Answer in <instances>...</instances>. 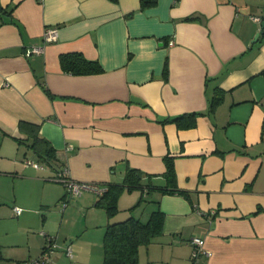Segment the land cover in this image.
<instances>
[{
    "label": "crops",
    "instance_id": "1",
    "mask_svg": "<svg viewBox=\"0 0 264 264\" xmlns=\"http://www.w3.org/2000/svg\"><path fill=\"white\" fill-rule=\"evenodd\" d=\"M1 21L0 167L11 168L0 177L28 170L32 187L14 201L21 213L10 209L23 227L0 234V264H42L48 237V264H104L107 214L94 193L68 199L52 179L63 167L103 187L137 169L152 185L147 207L158 202L163 233L139 264H190L192 238L211 252L202 264H264V0H158L145 11L139 0H0ZM32 47L41 51L27 56ZM71 52L103 72L64 73L59 56ZM191 113H202L193 127L163 122ZM23 121L54 148L51 165L29 148ZM22 145L49 171L23 164ZM167 156L189 199L155 190Z\"/></svg>",
    "mask_w": 264,
    "mask_h": 264
},
{
    "label": "trees",
    "instance_id": "2",
    "mask_svg": "<svg viewBox=\"0 0 264 264\" xmlns=\"http://www.w3.org/2000/svg\"><path fill=\"white\" fill-rule=\"evenodd\" d=\"M117 2V0H109ZM158 0H139V10L145 11L157 4ZM133 12L127 17H131ZM197 16H188L184 21L195 20ZM4 21L0 22V25ZM61 70L69 75H91L103 72V68L96 60L85 58L79 52L61 54L59 56ZM163 74L167 78V67L164 66ZM219 100L215 98L211 102L210 108H214ZM209 108V109H210ZM202 113H191L179 115L165 119L163 122L175 123L179 128L193 127L195 118ZM19 130L30 140L29 148L46 164L51 165L55 160V150L49 142L38 134V126L27 122L19 123ZM21 143V141H19ZM165 171L162 177L165 185L156 188L160 195H181L189 199V194L180 190L176 185V173L172 157H165ZM58 169V168H57ZM56 169V170H57ZM150 179V177H148ZM105 191L97 196L95 205L105 210L109 219L103 237V262L104 264H139V249L147 247L151 242L162 235L165 215L157 208L152 210L146 221L134 217L131 212L142 206L143 203H151L147 198L151 191V186L142 181V173L137 169H128L125 172L121 183H108L104 185ZM141 189L142 196L128 209L129 216L120 221L112 219L120 212L118 200L123 192H131L134 189ZM3 259L0 247V260Z\"/></svg>",
    "mask_w": 264,
    "mask_h": 264
},
{
    "label": "rangeland",
    "instance_id": "3",
    "mask_svg": "<svg viewBox=\"0 0 264 264\" xmlns=\"http://www.w3.org/2000/svg\"><path fill=\"white\" fill-rule=\"evenodd\" d=\"M21 153H19V160L24 164L27 161H37V158L33 155L31 150H28L25 146H21L19 149ZM26 153V157L23 156V153ZM32 161V162H34ZM4 163V162H3ZM36 163V162H35ZM39 164V163H38ZM2 165V164H0ZM41 165V164H40ZM44 167V165H42ZM27 169L30 167L26 166ZM47 166L44 167V170L46 169L49 171ZM11 167L5 166L0 167V170H9ZM14 169V168H13ZM30 171L28 170H18L17 174L14 173V171H11L10 173H7L6 176L0 177V234L5 235L7 233H12L16 230H21L23 226H20V224L17 222L16 217L12 215L11 208L15 205H18L19 203H14L16 199H22L23 198V188H31L32 184L31 182H28V179H26L24 176L29 175ZM31 190V189H30ZM40 192V188H39ZM141 189L137 188L132 190L131 192H123L118 200V207L120 208V211L130 205L132 202L135 204L139 198L142 196ZM20 205V204H19ZM18 205V206H19ZM148 204L143 203L140 208H136V213L140 214L141 211H145L146 218L144 221H146L147 214L150 212V207H147ZM18 208V207H17ZM20 208V207H19ZM22 210V208H20ZM149 216V215H148ZM120 215L118 216V218Z\"/></svg>",
    "mask_w": 264,
    "mask_h": 264
},
{
    "label": "built area",
    "instance_id": "4",
    "mask_svg": "<svg viewBox=\"0 0 264 264\" xmlns=\"http://www.w3.org/2000/svg\"><path fill=\"white\" fill-rule=\"evenodd\" d=\"M57 37V28L56 27H47L44 31L43 38L46 43H51L56 40ZM41 51L40 48H29L26 50V55L29 56L33 53H39ZM71 148L70 146L68 149ZM26 165H31L34 168H42L43 166L33 163V162H26ZM54 181H57L62 184V186L66 190V196L68 199L75 198L81 196L84 192H91L95 195H101L105 188L96 183L90 182H80L73 180L69 174L66 167L57 169L55 174L52 178ZM13 212L15 215H19L21 213V209L14 207ZM51 238H47V243L43 249V252L36 263L48 264L50 262V255L53 252L55 244L51 243ZM191 245V254H190V264H202L205 258L211 255V252L205 248L204 240L201 238H192L190 240ZM66 254L68 256L71 255V250L69 247L66 248ZM34 262V263H35ZM32 264V263H28Z\"/></svg>",
    "mask_w": 264,
    "mask_h": 264
},
{
    "label": "water",
    "instance_id": "5",
    "mask_svg": "<svg viewBox=\"0 0 264 264\" xmlns=\"http://www.w3.org/2000/svg\"><path fill=\"white\" fill-rule=\"evenodd\" d=\"M260 28H261V31H260V33H258V34L255 35V39L257 38V36H258L259 34L264 33V21H261V22H260ZM255 39H254V40H255Z\"/></svg>",
    "mask_w": 264,
    "mask_h": 264
}]
</instances>
